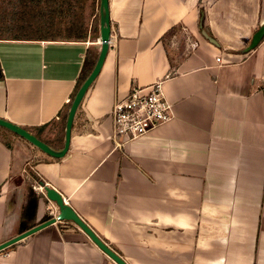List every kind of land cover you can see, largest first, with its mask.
<instances>
[{
	"label": "crops",
	"instance_id": "crops-1",
	"mask_svg": "<svg viewBox=\"0 0 264 264\" xmlns=\"http://www.w3.org/2000/svg\"><path fill=\"white\" fill-rule=\"evenodd\" d=\"M70 1L69 14L54 0L0 5V119L57 151L85 54L100 50V0ZM108 9V51L66 154L0 125V245L51 219L40 196L22 219L33 173L126 264H264V36L242 51L264 0H108ZM73 16L85 40L57 33ZM158 81L172 117L117 148L115 102ZM0 264L117 263L62 221L0 251Z\"/></svg>",
	"mask_w": 264,
	"mask_h": 264
},
{
	"label": "water",
	"instance_id": "water-1",
	"mask_svg": "<svg viewBox=\"0 0 264 264\" xmlns=\"http://www.w3.org/2000/svg\"><path fill=\"white\" fill-rule=\"evenodd\" d=\"M201 26V25H200ZM99 28H100V50L98 53V57L96 63L87 76V78L83 81V83L79 86L76 94L71 102L70 109L67 114L66 124H65V139L64 145L61 150H54L50 148L44 142L38 140L35 136L27 132L25 129L20 128L10 122L0 119V125L19 135L20 137L27 140L29 143L40 149L42 152L50 155L54 158H62L66 152L68 151L71 139V129L74 121V117L76 111L86 94L89 87L92 85L96 77L98 76L101 67L103 65L104 59L106 57L109 40H110V19H109V9H108V0H100L99 6ZM202 35L212 44L218 45L216 40L209 36L206 32H202ZM264 36V21L260 24V26L253 33L249 44L242 50L243 53H247L253 50L259 42L262 40ZM45 196L46 199L50 202H53L57 207V215L45 221L30 230L16 236L15 238L3 243L0 245V251L3 249L19 242L25 237L41 230L51 224L62 221H70L73 222L82 232H84L106 255H108L114 262L117 264H126L124 260H122L115 252H113L104 242H102L98 236L94 233V231L75 213V211L64 201L63 197L53 188L46 187L45 188Z\"/></svg>",
	"mask_w": 264,
	"mask_h": 264
},
{
	"label": "built area",
	"instance_id": "built-area-1",
	"mask_svg": "<svg viewBox=\"0 0 264 264\" xmlns=\"http://www.w3.org/2000/svg\"><path fill=\"white\" fill-rule=\"evenodd\" d=\"M216 61L221 63L222 60L217 57ZM171 115L172 106L163 97L161 82H154L142 89L132 88L124 98L115 102L110 112L114 146L121 148L126 142L150 133L170 120ZM46 187L44 182L35 181L32 185L40 198H46ZM47 210L51 218L56 217L57 207L53 202L47 206Z\"/></svg>",
	"mask_w": 264,
	"mask_h": 264
},
{
	"label": "trees",
	"instance_id": "trees-1",
	"mask_svg": "<svg viewBox=\"0 0 264 264\" xmlns=\"http://www.w3.org/2000/svg\"><path fill=\"white\" fill-rule=\"evenodd\" d=\"M54 1L56 3L57 12H64L66 14H69L70 12L71 13L74 12V5L72 4V1H70V0H54ZM26 2H27V0H25V3ZM1 3H2V0H0V5H1ZM74 17L75 16L72 17L70 27H68L66 30L59 31L57 33L61 34V36L63 38H66V39L85 40L87 37V31H85L83 29H78V26H77L78 22L74 21V19H75ZM200 25H201L200 26L201 32L204 31L209 36H211L209 34V32H207V28L203 26V22ZM98 53L99 52H97L91 48H89L87 50V52L85 54L84 62H83V65H82V68H81V71L79 74V78H78V88L83 83V81L87 78V76L89 75L91 70L93 69V67L96 63L97 57H98ZM261 89L264 90V86H262ZM75 94H74V96H75ZM74 96H73V98H74ZM70 105H71V103H70ZM66 117H67V115L64 116L63 126L65 125ZM30 176H31L32 180H30L28 182L27 187H26V189H27V200H26V204L22 210V219H25L26 215L29 213L34 214L36 207H37L39 195L33 191V189H32L33 183L36 181V182H40L43 184V181L38 176L34 175L33 173L30 174ZM49 219H50V217H45L44 221H47Z\"/></svg>",
	"mask_w": 264,
	"mask_h": 264
}]
</instances>
